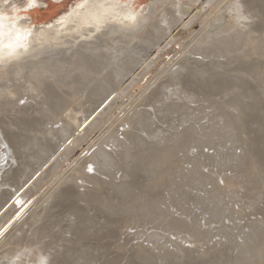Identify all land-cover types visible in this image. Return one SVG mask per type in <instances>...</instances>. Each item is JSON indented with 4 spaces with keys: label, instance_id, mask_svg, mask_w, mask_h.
<instances>
[{
    "label": "bare ground",
    "instance_id": "1",
    "mask_svg": "<svg viewBox=\"0 0 264 264\" xmlns=\"http://www.w3.org/2000/svg\"><path fill=\"white\" fill-rule=\"evenodd\" d=\"M167 1L168 4L160 11H156L155 6L150 4L147 17L114 12L109 17L101 19L103 13L115 10L120 0H81L75 8H71L68 15H63L49 29L33 33L26 45L19 46L21 34H17L9 45L0 49V261L10 259L21 248L29 247L35 248L36 253L26 257L25 264H35L39 253L50 258L53 252L61 255V259H55V264H62L67 260L73 261L74 264H87L90 258L95 259L94 253H97V256L101 258L98 260H102L103 264H123L127 254L114 255L115 251L113 252L112 249L115 247H113L110 251L113 255H109L107 253L109 242L103 240L111 238V235L116 232L114 228H110L111 225L117 229L121 226L120 222L117 223V219L110 217L109 212L106 213L108 216L101 218L89 212L90 208L77 209L69 207V203L75 202V199L80 198L82 194L91 198L92 190L86 182L94 183L97 180H94L95 175H90V172L100 174L107 170L111 163L108 164L109 156H106V153L109 150L107 149L106 152V148L111 146L112 141L120 135V130L122 131L128 123V116L137 123L136 129L139 136L145 140L155 138L156 127L154 123L146 121V118L144 121L140 120L141 110L137 111L136 107L128 112L131 108L128 106L127 112L116 121L115 118L114 123L111 122L101 139L90 143L83 150L85 153L82 151L79 156L73 158L76 150L82 149V143L87 141L91 133L105 125L113 112L119 109V106L115 107L118 99L124 94L128 98L130 90L134 87L140 89L141 80L152 73V67L156 70L162 62L161 57L173 52L174 45H180L174 54L177 58L172 59L170 64L173 65L166 69L163 79L159 81L156 94L153 95L155 108L159 103L163 105L160 107L168 108L181 98L191 97V79L195 83L202 80V83L196 84L200 87L203 83L221 75L223 71L231 70V65L240 61L241 56L245 58V55L250 54L248 51L254 47L253 42L264 36V0H207L206 3L204 2L205 5L214 4L213 9L221 6L217 7L212 18L210 16V19L206 21L205 17L201 18L203 23L194 34L193 21L190 19L183 23L184 15H186L184 7L198 2L200 4L201 0ZM152 13L154 18L150 20ZM27 23V20L20 17L17 21L19 30ZM6 36L7 34L0 31V42L4 41ZM187 39H190L189 42ZM259 44L264 49V41ZM258 47L254 51H257ZM143 63L144 67L140 68L135 77L125 85L126 76L132 75L134 67H140ZM252 64H255V61ZM225 74L227 76L228 73H224L223 77ZM233 74L231 73V76ZM203 78L207 79L204 81ZM250 79L251 82L252 78ZM123 84L124 87H122ZM149 86L147 85L145 90ZM104 105L106 106L96 114L94 120H90L91 123L81 130L84 120ZM24 142L25 144H22ZM117 142L121 144L120 141ZM31 145H34L36 150L38 147H46L45 153L41 152L38 158L35 157L38 160L33 162L27 160V150ZM46 164L48 167L45 169ZM65 164L68 166L67 170L62 171ZM21 165L28 172H22L25 170ZM37 173H40L39 176L31 182ZM101 178L104 177L101 176ZM127 185L129 186L128 183ZM68 186L76 189L73 190L75 191L74 200L70 197L67 200L70 189H67V194L65 190ZM46 187L48 190L42 194L41 191ZM31 200L36 202L34 207L31 205L32 208L29 209L32 211L26 210L29 214L23 222L26 218H23L26 214L23 207ZM113 204L106 206L104 203V206L109 211H114L116 208ZM95 205L94 203L92 207ZM5 207L7 209L4 210ZM85 211L88 213L78 219L79 215ZM116 223L117 226L114 225ZM25 225L26 228H24ZM72 227H75V231L71 232ZM128 228L130 230V227ZM134 230H137L136 226ZM124 231L122 230V233ZM139 231L142 234L147 232H143V229ZM155 232L145 234L146 242L156 245L159 237L157 238ZM65 235L71 236L69 242L66 246L59 244L55 251L52 244L64 241L67 238ZM92 237L100 238L96 247L91 246ZM134 237L138 238L135 235ZM135 238L129 239L132 242ZM116 239L118 240L117 237ZM120 239L122 240V237ZM136 243L134 246H137ZM157 246L158 244L154 246L155 249ZM133 251L130 252L133 253ZM157 253L159 252L155 254ZM134 257L133 261L140 260L144 257L143 252L138 251ZM133 261H126L124 264H132Z\"/></svg>",
    "mask_w": 264,
    "mask_h": 264
},
{
    "label": "rangeland",
    "instance_id": "2",
    "mask_svg": "<svg viewBox=\"0 0 264 264\" xmlns=\"http://www.w3.org/2000/svg\"><path fill=\"white\" fill-rule=\"evenodd\" d=\"M79 1L81 0H0V5H2L0 9V31L7 34V38L0 42V49L9 45L17 34H21L19 46L26 45L33 33L49 29L63 15H68L71 8H75ZM204 2L206 3L207 0H201L200 4L198 2L195 5H190L191 9L187 5L189 10H187V6L184 7L186 15H184L183 23L185 24L190 19L193 21V34L201 27L203 23L201 18L205 17V21L212 18L217 7L221 6H213L214 10L212 8L214 4L205 5ZM150 4L155 6L156 11H160L168 4V1L120 0V4L115 10L103 13L100 18L105 19L114 12L145 17ZM210 10L214 12L212 13ZM20 17L28 22L21 30L17 25ZM153 18L154 14L152 13L149 19ZM19 31L21 33H18ZM263 38L254 41V47L248 51L250 54L245 55V58L241 56L240 61L231 65V70L223 71L221 75L203 83L200 87L196 84L202 80L195 83L191 79V97L181 98L180 102L171 103L172 105L168 108L160 107L163 106L160 103L155 108L153 95L156 94L159 81L163 79L167 72L166 69H169L172 59L177 58L174 54L180 45H174L172 49L174 53L161 57L162 62L156 67V70L152 67V73L141 80L140 89L134 87L130 90L128 98L124 94L120 98L121 100L118 99L115 107L119 106V109L115 110L116 112L113 110L115 113L113 112L108 122L99 130L91 133L92 135L87 141L82 143V149L76 150L73 158L79 156L90 143L101 139L111 122L114 123L123 113H126L130 106L128 112L136 107L137 111L141 110L140 120L144 121L146 118V121L154 123L153 125L156 127L155 138L145 140L139 136L136 129L137 123L128 116V123L122 131L120 130V137L118 136L116 141H112L113 144H116H111L110 148H106V152L107 149L109 150V152H105L106 156H109L108 164L111 163L107 170L100 174L94 171L90 172V175H95L94 180H97L94 183L86 182L89 183V189L92 190L91 198L89 199V196L82 194L80 198L75 199V202L69 203V207H76L77 209L80 207L90 208L89 212L101 218L108 216L106 213L109 212V214L111 213L110 217L117 219V223L120 222L121 226L118 227L120 230L111 225L110 228H114L116 232L109 239L102 238L104 241L107 240L106 242H109L110 246L114 244L111 248L109 246L107 251L109 255L127 254L125 260L132 262L138 251L143 252L144 257L138 261H133L132 264H264V49L259 44L263 43ZM189 40L187 39L188 42ZM257 47L259 49L254 51ZM253 60L255 64H252L254 63ZM247 62L250 64L249 66ZM144 65L143 63L140 67H134L133 76L127 75L124 84L127 85ZM224 73H228L230 76L225 74L223 77ZM231 73L234 74L231 76ZM234 76L239 77L235 78ZM245 76L248 77V80ZM239 78H242L241 81ZM250 78L254 84L251 83L252 81L250 82ZM203 79L205 81L207 78ZM124 84L122 87L125 86ZM147 85L150 86L145 90ZM123 98L124 100H122ZM105 106H102L95 114L90 115L91 117H85L87 120L83 119L81 130L86 128ZM26 140L29 142L28 138ZM117 141H120L121 144ZM45 150L46 147H38L36 150L35 146L31 145L27 150V160L30 162L38 160V155H41V152L45 153ZM37 151L38 154L36 155ZM83 152L85 153V151ZM115 153L118 154L115 155ZM73 158L70 160L71 162ZM47 167L48 164L44 168ZM67 167L65 164L62 171ZM26 171L27 169L22 172ZM39 174L34 175L31 182ZM69 186L65 190L67 194L70 189L67 200L70 198L74 200L75 191L73 190L76 189ZM45 190H48L47 187L41 191L42 194L46 192ZM35 202L31 200L23 207V211L25 210L26 213L23 215V218L26 217L23 222L28 218L29 213L26 210L31 209V205L34 207ZM94 203L96 204L95 209L92 207ZM104 203L106 206L114 203L115 213L109 211ZM87 213L88 211H85L79 215L78 219ZM117 223L114 225L117 226ZM27 226L25 225L24 228ZM127 226L130 227V230ZM138 229L147 232L142 234ZM122 230H125L123 233H127L124 234L125 236ZM70 231H75V227L70 228ZM153 231H156L155 235L157 238L159 237L156 243V245L158 244L157 250L155 249L156 245L146 242L145 234H154ZM133 234L138 236L136 238L140 241H137ZM65 236L67 238L62 241L63 243L60 241L52 244L55 251L59 244L66 246L69 242L71 236ZM126 238L127 240H125ZM129 238H135L136 241L132 239L131 242ZM98 239L100 238L92 237L91 246L96 247ZM110 241L112 242L110 243ZM133 241L140 244L136 243L137 246H134L135 242ZM119 246L125 247L122 252V248ZM128 246L134 247L137 253L134 248H132L133 251ZM148 246L151 248L149 249ZM138 248L140 249L138 250ZM111 249L115 252H110ZM154 249L155 251H153ZM156 252L159 253L155 254ZM128 253L129 256L132 255L133 257H129ZM94 255L95 259L94 257L90 258L87 264H103L102 260H98L101 258L97 256V253ZM60 256V253L53 252L52 257L49 258V264H55V259H61ZM71 262L67 260L62 264H74L73 261Z\"/></svg>",
    "mask_w": 264,
    "mask_h": 264
},
{
    "label": "clouds",
    "instance_id": "3",
    "mask_svg": "<svg viewBox=\"0 0 264 264\" xmlns=\"http://www.w3.org/2000/svg\"><path fill=\"white\" fill-rule=\"evenodd\" d=\"M34 253H36L35 248L24 247V248H21L10 259L0 261V264H25L26 257ZM35 264H49V258L45 254L39 253L37 254Z\"/></svg>",
    "mask_w": 264,
    "mask_h": 264
}]
</instances>
